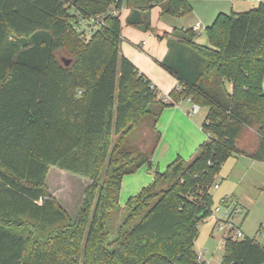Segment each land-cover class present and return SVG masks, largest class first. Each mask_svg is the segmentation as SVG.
Returning <instances> with one entry per match:
<instances>
[{
    "label": "trees",
    "instance_id": "16d2710c",
    "mask_svg": "<svg viewBox=\"0 0 264 264\" xmlns=\"http://www.w3.org/2000/svg\"><path fill=\"white\" fill-rule=\"evenodd\" d=\"M193 1L0 0V264H208L195 243L224 163H264V3L220 13L209 46L194 28L158 36L168 45L159 64L180 82L170 102L121 53L124 7L127 26L148 32L154 8L181 17ZM98 16L105 25L87 37L81 20ZM182 99L208 108L207 140L161 171L157 124ZM145 127L150 151L138 143ZM246 127L260 139L254 152L237 146ZM52 166L90 181L75 217L48 188ZM143 166L153 181L122 207L124 177ZM233 232L220 264H264V244Z\"/></svg>",
    "mask_w": 264,
    "mask_h": 264
},
{
    "label": "rangeland",
    "instance_id": "374dc122",
    "mask_svg": "<svg viewBox=\"0 0 264 264\" xmlns=\"http://www.w3.org/2000/svg\"><path fill=\"white\" fill-rule=\"evenodd\" d=\"M259 5L260 3L253 0H221V2L217 0H195L192 2V13L181 17L161 16L160 10L155 8L152 11L150 32L161 36L163 33H159V31L194 28L200 24L199 33L201 35H198L196 41L201 45L209 46L205 30L212 25L220 12L226 14L242 13ZM125 9L124 7L123 13H120V17L123 18L124 16V19ZM123 26H127L125 21H123ZM126 38L128 37L126 36ZM125 45L130 46L129 40L123 39L122 48ZM131 48L133 49V47ZM137 52L144 54L151 62H156L153 54L148 52V47ZM59 57H65L64 53L60 52ZM158 95H162V92L158 91ZM207 111V107H202L198 117H203ZM141 134L142 137L138 140L139 146L144 151H150L154 144L153 134L147 127L142 129ZM143 139H146V145L142 144ZM238 144L242 148L247 147L249 149L251 147L244 146L243 139H240ZM216 181L218 187L215 186L212 189L214 212L201 223L195 243V250L200 258L208 264H220L224 257V241L228 237V232L227 230H219L214 217L220 216L216 209L221 206V199L226 196H233L235 203L238 204L239 212L231 219V223L236 227L235 232L241 230L244 237H256L260 243L264 244V164L252 162L248 158H243L236 164L232 158H229L224 163ZM47 185L51 194L59 200L72 217H75L84 202L85 191L90 185V181L87 178L52 166L47 178ZM124 197L125 195H122V201H120L122 207L126 202ZM119 221L120 219L116 220L117 225ZM111 226V237L114 238L116 234Z\"/></svg>",
    "mask_w": 264,
    "mask_h": 264
},
{
    "label": "crops",
    "instance_id": "0c3cea01",
    "mask_svg": "<svg viewBox=\"0 0 264 264\" xmlns=\"http://www.w3.org/2000/svg\"><path fill=\"white\" fill-rule=\"evenodd\" d=\"M217 1L221 2V0ZM123 10L124 8L121 11L122 13ZM124 14L125 19L123 16V18H121L122 21L126 20L127 16L129 15V10L125 9ZM172 31L173 30H163L159 31V33ZM122 35L124 40H129L130 46L125 45L122 48L121 45V53L129 58L136 65L139 71L152 82V84L157 88V93L158 91L162 92V95H158L159 98H170V93L180 86V82L175 76H173L169 71L161 67L159 64L163 61L167 54V40L159 39L157 34L155 35L150 31L144 32L138 28L130 26H123ZM126 36L129 39L126 38ZM131 47H133V49L135 48L136 50H133ZM146 47H148V52L153 54V56L156 58L155 60L157 63L151 62V60L144 54L137 52L139 50H145ZM193 106L194 103L191 101V99H182L180 102L167 107L161 115V118L157 124V128L161 133V139L156 150L151 156L154 167L159 168L161 171H164L167 166L178 156H181L186 160L191 159L196 154L199 146L207 140V135L204 133L202 125L206 119L208 111L203 117H198L201 109L198 113L193 114ZM240 139H243L244 146L247 145L251 147H249V149H247V147H240L238 144ZM238 141V148L247 152H254L260 143V139L256 130L249 127L243 129ZM231 158L237 164L241 161V159L248 157L238 155ZM250 160L255 163L264 164L263 162L254 161L252 159ZM152 181L153 173L149 172L146 166L141 167L135 174L125 176L122 183L120 201H122V195H125L124 200L127 202L130 197L135 196ZM232 197L226 196L222 198L220 204L222 205L224 200L235 202ZM234 216L235 214L232 216V218Z\"/></svg>",
    "mask_w": 264,
    "mask_h": 264
},
{
    "label": "built area",
    "instance_id": "2783aa9c",
    "mask_svg": "<svg viewBox=\"0 0 264 264\" xmlns=\"http://www.w3.org/2000/svg\"><path fill=\"white\" fill-rule=\"evenodd\" d=\"M258 3H263L264 0H254ZM81 27L84 28L83 33L90 37L92 34H94L96 31H98L100 28H102L105 25V22L102 17H92L91 19H83L81 20L80 24ZM194 30L199 33L201 30V25L197 24L194 27ZM178 90L180 87L177 88ZM166 102H170V98L164 99ZM201 107L197 104H194L192 113L196 114L200 111ZM218 187V185H215ZM216 212L220 214L218 217H214L216 219V223L219 226L220 231L227 230L228 236L233 232V236L235 239H242L244 238V234L241 232V230H236V227L231 223L232 216L239 212L238 204L230 201V200H224L223 204L216 209Z\"/></svg>",
    "mask_w": 264,
    "mask_h": 264
}]
</instances>
